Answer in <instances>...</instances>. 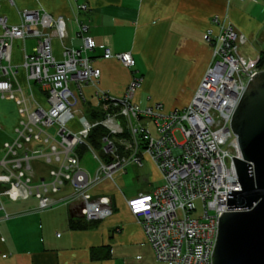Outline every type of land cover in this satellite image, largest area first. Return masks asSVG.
Here are the masks:
<instances>
[{"label":"built area","instance_id":"obj_1","mask_svg":"<svg viewBox=\"0 0 264 264\" xmlns=\"http://www.w3.org/2000/svg\"><path fill=\"white\" fill-rule=\"evenodd\" d=\"M78 7L87 8L85 3ZM19 13L17 24L0 14V98L13 100L19 114L12 140L2 143L0 195L11 200L32 196L37 211L62 203L85 221L101 220L112 214V201L107 195L94 196L92 190L105 181L116 185L129 167H141L146 156L162 183L125 202L155 259L165 264H212L218 216L227 210L228 192L240 189L232 159L240 157L232 114L252 76L264 71L256 64L245 66L237 54L236 45L246 37L214 17L218 31L207 28L204 37L211 62L197 89L187 105L164 112L161 103L140 106L132 100L140 77L132 78L119 97L97 87L101 71L93 64L96 43L86 23H78L81 44L74 48L64 44L62 15L41 7ZM27 37L36 43L33 52L24 53L20 67L27 81L39 86L43 103L30 85L26 93L16 75L18 65L11 61L13 41ZM53 38L62 43L61 59L54 56ZM102 57L115 58L127 68L135 63L130 51L108 47H103ZM85 85L95 87L99 101L91 119L79 115ZM97 127L102 132L95 145L88 137ZM84 156L91 167L83 164ZM36 160L46 166L44 175L34 167ZM197 200L202 211L193 217Z\"/></svg>","mask_w":264,"mask_h":264},{"label":"crops","instance_id":"obj_2","mask_svg":"<svg viewBox=\"0 0 264 264\" xmlns=\"http://www.w3.org/2000/svg\"><path fill=\"white\" fill-rule=\"evenodd\" d=\"M81 3L87 8L79 9ZM40 7L54 16H63L66 46H80L78 23L87 24L88 35L96 43L91 53L93 64L101 71L98 88L119 97L132 78L140 77L132 100L140 106L161 103L164 112L187 105L197 89L211 62V47L204 37L207 28L218 31L212 23L214 17L246 37L243 44L236 45L245 66H255L264 54V0H15L14 5L1 0L0 14L9 24H17L21 9ZM32 40L30 49L26 39L14 40L11 61L18 65L16 75L26 93L30 85L33 96L43 103L39 86L28 82L25 70L20 67L24 53L34 51L36 40ZM52 47L54 56L61 59V41L53 38ZM103 47L113 52L130 51L134 65L127 68L115 58H103ZM94 88L91 85L82 88L86 100L79 104V115L84 114L85 105L99 107ZM31 107L34 108V103ZM13 129L2 143L12 140ZM40 161H34L33 165L44 175L46 166ZM142 161L141 167H129L118 178L117 186L105 181L92 190L94 196L111 198L113 212L86 229L69 227L70 217L76 215L70 206L58 203L37 211L32 196L11 200L0 195V264H165L155 259L141 225L125 202L138 192H151L162 183L154 163L146 156ZM82 162L92 166L88 156ZM144 168L149 172L144 173ZM138 172L145 174V182L138 183V189L123 192L121 185H126L127 177ZM152 172L161 183L146 190V185L152 184L148 180ZM93 250L97 257L108 256L93 258Z\"/></svg>","mask_w":264,"mask_h":264},{"label":"water","instance_id":"obj_3","mask_svg":"<svg viewBox=\"0 0 264 264\" xmlns=\"http://www.w3.org/2000/svg\"><path fill=\"white\" fill-rule=\"evenodd\" d=\"M240 157L239 190L226 195L211 253L212 264H264V71L247 84L231 118Z\"/></svg>","mask_w":264,"mask_h":264},{"label":"rangeland","instance_id":"obj_4","mask_svg":"<svg viewBox=\"0 0 264 264\" xmlns=\"http://www.w3.org/2000/svg\"><path fill=\"white\" fill-rule=\"evenodd\" d=\"M32 41L33 40L31 37L26 38V45H27L28 49L31 48ZM94 108H96V107H93L90 105H85L84 111H83L84 115L87 116L89 119H91V112H92V109H94ZM18 117H19V114L17 112V107H16L14 101L11 99H8V98H0V156L2 155V148H1L2 141H3V139L9 137V135L12 132L13 126L16 124ZM144 169H143V172L145 171L144 173L149 172V171L148 172L146 171V169H148V168H144ZM42 171H44V170H41V172ZM154 177H155V173L152 172V174L148 178V180L151 181L152 184L146 185V190H149V189H151V188H153V187H155L161 183L160 180H156ZM127 178H128L127 179L128 182L126 183V185L125 184L121 185V189L123 192L129 193L131 190L138 189L139 187L137 184L138 183L143 184L145 182V174H140V172L133 173V175H131ZM133 178H134V180H133ZM194 205H195V210L192 211L191 215L193 217H198L202 211L201 203L197 200L194 202Z\"/></svg>","mask_w":264,"mask_h":264},{"label":"trees","instance_id":"obj_5","mask_svg":"<svg viewBox=\"0 0 264 264\" xmlns=\"http://www.w3.org/2000/svg\"><path fill=\"white\" fill-rule=\"evenodd\" d=\"M257 67H264V54L261 55L256 63ZM102 130L101 128L97 127L95 129H93L88 137V142H92L95 145H97L98 141H97V137L99 134H101ZM72 213H74L72 211ZM96 223V221H85L82 217L78 216V215H74L72 217H70L69 220V227L72 229H86V228H90L93 227L94 224ZM92 254L91 256L94 258H105L108 256V254H103V255H99L97 257V255H95V251H91Z\"/></svg>","mask_w":264,"mask_h":264}]
</instances>
